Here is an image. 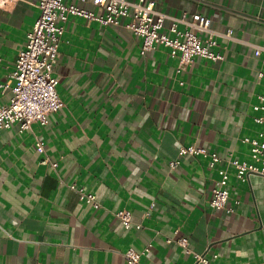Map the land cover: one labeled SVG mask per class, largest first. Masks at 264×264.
<instances>
[{
  "label": "crops",
  "instance_id": "0c3cea01",
  "mask_svg": "<svg viewBox=\"0 0 264 264\" xmlns=\"http://www.w3.org/2000/svg\"><path fill=\"white\" fill-rule=\"evenodd\" d=\"M37 1L0 0V85L25 49ZM152 1L168 16L198 13L231 30L232 39H219L225 59L195 57L178 72L165 47L143 55L142 39L123 25L70 15L54 68L62 108L46 126L0 131V264H127L129 249H149L140 264H195L193 253L215 264L264 263V178L243 182L226 161L211 168L209 158L179 155L197 146L254 163L245 139L264 133L255 122L264 112L254 110L264 97V0ZM10 95L0 86V107ZM220 169L230 173V199L216 210ZM121 210L141 229H125ZM178 238L192 253L167 243Z\"/></svg>",
  "mask_w": 264,
  "mask_h": 264
},
{
  "label": "built area",
  "instance_id": "2783aa9c",
  "mask_svg": "<svg viewBox=\"0 0 264 264\" xmlns=\"http://www.w3.org/2000/svg\"><path fill=\"white\" fill-rule=\"evenodd\" d=\"M66 0H38L40 11L33 29L27 35L25 49L17 57L15 70L8 82L0 85L3 91L10 92L8 104L0 107V131L16 127L19 133L31 130L33 124L46 126L53 114L63 106L58 94V79L54 76V68L58 63L60 45L65 32V24L70 15L97 21L105 26L123 25L127 30L142 39L141 53L145 55L163 46L170 55L178 60V72L186 70L195 57L213 62L223 61L225 55L217 51L220 38L232 39L231 30L220 33L213 29L212 19L208 16L194 13L176 18L160 13L152 0H80L82 4L91 3L101 10L95 13L83 7L66 4ZM167 20L170 21L166 28ZM260 50L256 51V55ZM264 74L260 73L259 77ZM262 105L254 106L255 111L264 112V97H260ZM255 122L264 125V116L256 117ZM251 145V158L254 163L240 161L232 153L222 156L197 146L181 147L179 155L203 156L210 159V167L215 168L223 161L234 169L237 179L247 181L251 175L264 178V133L257 139H245ZM36 150L45 153L44 145L37 141ZM45 162H47L45 160ZM180 165L179 160L170 162L171 168ZM57 167L56 163H53ZM219 179L212 189L209 202L213 209L220 210L228 207L230 199V173L226 169L218 171ZM76 191L82 202L100 208L94 194L86 192L76 183L67 185ZM229 212L233 210L228 209ZM125 229H141V225L133 221V215L127 210L115 213ZM175 242L192 253L187 239H167V243ZM149 251L139 253L129 249L124 253L127 264H140L142 257ZM195 264H215L205 255L193 253ZM215 258H217L215 256ZM264 264V263H263Z\"/></svg>",
  "mask_w": 264,
  "mask_h": 264
}]
</instances>
